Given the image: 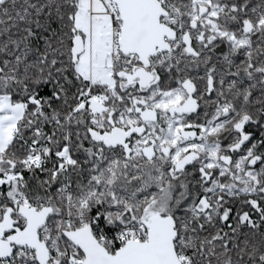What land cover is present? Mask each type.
Returning <instances> with one entry per match:
<instances>
[{
    "label": "snow or ice",
    "instance_id": "6c2138e0",
    "mask_svg": "<svg viewBox=\"0 0 264 264\" xmlns=\"http://www.w3.org/2000/svg\"><path fill=\"white\" fill-rule=\"evenodd\" d=\"M0 264H264V0H0Z\"/></svg>",
    "mask_w": 264,
    "mask_h": 264
}]
</instances>
